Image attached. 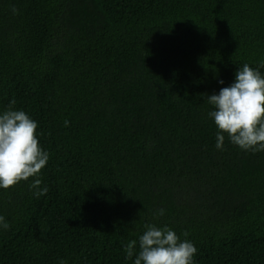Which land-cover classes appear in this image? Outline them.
<instances>
[{
    "label": "trees",
    "instance_id": "trees-1",
    "mask_svg": "<svg viewBox=\"0 0 264 264\" xmlns=\"http://www.w3.org/2000/svg\"><path fill=\"white\" fill-rule=\"evenodd\" d=\"M244 63L264 65V0H0V110L49 154L45 195L0 190V264H131L146 223L194 264H264V151L217 150L203 101Z\"/></svg>",
    "mask_w": 264,
    "mask_h": 264
},
{
    "label": "clouds",
    "instance_id": "clouds-1",
    "mask_svg": "<svg viewBox=\"0 0 264 264\" xmlns=\"http://www.w3.org/2000/svg\"><path fill=\"white\" fill-rule=\"evenodd\" d=\"M16 14L15 7L11 8ZM244 63L236 68L232 82L203 98L210 110L206 113L216 127L215 144L223 150L225 137L232 145L253 154L264 151V74ZM223 84L222 80L217 81ZM15 100L0 110V190L32 178L28 187L34 197L47 193L41 186L40 169L49 158L38 144L37 123L24 110L14 108ZM65 126L68 122L65 121ZM164 208L153 214L163 216ZM9 222L0 215V230L7 231ZM187 237L189 234H181ZM124 260L131 264H194L197 249L189 239H181L167 225H143L135 240L122 244ZM57 264H66L59 259Z\"/></svg>",
    "mask_w": 264,
    "mask_h": 264
}]
</instances>
